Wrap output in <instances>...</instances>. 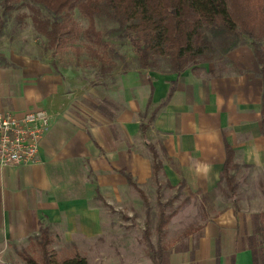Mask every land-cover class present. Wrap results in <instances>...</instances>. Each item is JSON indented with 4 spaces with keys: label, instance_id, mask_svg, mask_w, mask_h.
Returning a JSON list of instances; mask_svg holds the SVG:
<instances>
[{
    "label": "crops",
    "instance_id": "crops-1",
    "mask_svg": "<svg viewBox=\"0 0 264 264\" xmlns=\"http://www.w3.org/2000/svg\"><path fill=\"white\" fill-rule=\"evenodd\" d=\"M83 79L76 69L28 58L0 64V111L50 116L35 164L0 165V264H17L18 252L45 228L74 242L88 264H154L150 257L107 261L93 245L109 221L98 194L121 203L130 185L123 172L137 184L152 175V158L134 148L148 101L159 108L147 132L171 186L219 187L227 144L234 164L264 168V82L249 38L180 72L122 73L101 91ZM254 213L232 205L210 213L164 264H255Z\"/></svg>",
    "mask_w": 264,
    "mask_h": 264
},
{
    "label": "rangeland",
    "instance_id": "rangeland-1",
    "mask_svg": "<svg viewBox=\"0 0 264 264\" xmlns=\"http://www.w3.org/2000/svg\"><path fill=\"white\" fill-rule=\"evenodd\" d=\"M1 1L0 64H8V59L28 58L47 62L55 68L76 69L82 79L92 84L94 91L115 85L116 77L122 73L139 72L144 78L152 69L165 72L168 68L163 58L158 60L157 67L141 68L129 42L110 34L117 25L104 18L94 19L93 26L102 34L103 42L97 44L86 34L90 19L76 8L54 15L34 1L15 0L10 3L11 8L5 11ZM36 19L44 23L56 21L66 28L73 27L76 34L56 46L41 32L45 30L36 27ZM45 29L49 31L50 27ZM245 39L242 37V42ZM219 53L217 51V56L211 61L221 59L223 56L220 57L222 54ZM156 107L151 100L149 106L141 111L139 143L134 147L141 156L148 155L150 161L152 157L148 146L152 141L147 132L150 125L142 133L141 124L146 123ZM231 173L234 176L233 188L223 180L219 187L201 193L186 189L183 185L171 186L161 164L157 172L152 170L146 183H136L137 187L128 185L121 203H107L98 194L96 199L107 211L109 221L108 231L97 237L93 245L97 246V250L103 249L107 261H124L136 257L147 260L149 244L162 250L165 257L171 250L182 248L191 232L201 227L210 213L223 209L225 205H232L245 212L257 211L253 217L255 238L257 245L263 246L264 250V168L238 165ZM142 195L145 196V204ZM45 247L54 251L58 259L79 255L78 246L74 242L65 243L57 231L49 232V243ZM23 249L18 252L17 264H26L19 255L22 252L42 262L43 245L40 236Z\"/></svg>",
    "mask_w": 264,
    "mask_h": 264
},
{
    "label": "trees",
    "instance_id": "trees-1",
    "mask_svg": "<svg viewBox=\"0 0 264 264\" xmlns=\"http://www.w3.org/2000/svg\"><path fill=\"white\" fill-rule=\"evenodd\" d=\"M15 0H2L5 11ZM41 4L54 15L78 9L90 19L86 34L92 41L103 44L102 34L95 29L94 19L104 18L117 27L111 30L119 38L126 39L132 46L141 68H154L160 58L166 59L169 70L180 72L199 62L213 60L219 55L224 56L242 44V37L252 40L255 55L262 65L264 82V0H31ZM94 22V23H92ZM36 27L43 32L56 46L67 37H74L75 29L65 27L56 21L46 23L36 19ZM50 27L48 31L45 29ZM173 91L170 89L168 97ZM167 97V98H168ZM150 101H148V106ZM159 108V107H158ZM157 109L151 112L146 123L141 124L142 133L153 121ZM262 114L264 131V90L262 95ZM152 156V170L157 172L161 162L155 147L148 146ZM238 165L233 163V149L227 144V161L222 172V181L229 186L234 182L231 171ZM127 182L137 187L130 174L124 173ZM183 183L180 184L182 186ZM144 204L147 203L145 196ZM264 217V214H262ZM258 219V217H257ZM161 227V226H160ZM145 237L148 239V235ZM43 245L42 262L27 256L19 255L26 264H88L85 257L74 255L62 259L56 258L54 251L45 249L49 243L48 228L40 233ZM149 257L154 264H164L163 251L149 244ZM263 246L256 245L253 249L254 263L264 264ZM14 264V263H5Z\"/></svg>",
    "mask_w": 264,
    "mask_h": 264
},
{
    "label": "built area",
    "instance_id": "built-area-1",
    "mask_svg": "<svg viewBox=\"0 0 264 264\" xmlns=\"http://www.w3.org/2000/svg\"><path fill=\"white\" fill-rule=\"evenodd\" d=\"M49 127L50 116L43 109L0 111V165L16 168L35 164L39 140Z\"/></svg>",
    "mask_w": 264,
    "mask_h": 264
}]
</instances>
